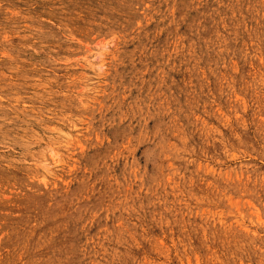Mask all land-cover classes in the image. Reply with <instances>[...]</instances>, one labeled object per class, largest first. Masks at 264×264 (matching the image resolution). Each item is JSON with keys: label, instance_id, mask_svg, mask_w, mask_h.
I'll return each instance as SVG.
<instances>
[{"label": "rangeland", "instance_id": "1", "mask_svg": "<svg viewBox=\"0 0 264 264\" xmlns=\"http://www.w3.org/2000/svg\"><path fill=\"white\" fill-rule=\"evenodd\" d=\"M0 264H264V0H0Z\"/></svg>", "mask_w": 264, "mask_h": 264}]
</instances>
